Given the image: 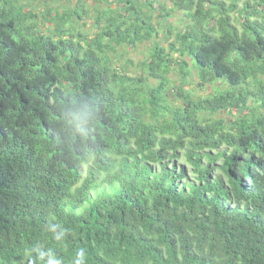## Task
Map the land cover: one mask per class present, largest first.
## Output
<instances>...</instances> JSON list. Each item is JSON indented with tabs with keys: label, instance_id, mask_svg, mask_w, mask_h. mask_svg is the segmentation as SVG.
I'll list each match as a JSON object with an SVG mask.
<instances>
[{
	"label": "trees",
	"instance_id": "trees-1",
	"mask_svg": "<svg viewBox=\"0 0 264 264\" xmlns=\"http://www.w3.org/2000/svg\"><path fill=\"white\" fill-rule=\"evenodd\" d=\"M56 1L0 0V264H264V0Z\"/></svg>",
	"mask_w": 264,
	"mask_h": 264
},
{
	"label": "rangeland",
	"instance_id": "rangeland-1",
	"mask_svg": "<svg viewBox=\"0 0 264 264\" xmlns=\"http://www.w3.org/2000/svg\"><path fill=\"white\" fill-rule=\"evenodd\" d=\"M93 0H88L89 3H91ZM166 1V0H164ZM245 0H240V2H243ZM168 6L170 5L168 2L166 3ZM44 6L48 7V8H55L56 6L60 7V4L56 1V0H34L33 2V8L36 9L38 12L42 11L44 9ZM72 8V7H70ZM181 16L182 14H180L179 12H175L174 16L172 18L169 19L170 23L173 25V27H175L177 30L182 29L185 22H183L181 20ZM83 26L80 25L79 28H81V30L83 32H86L87 35L91 36L93 34V29L91 28V21L89 19L87 20H83L82 23ZM44 27H42L41 29H43ZM174 34L175 32H173V35L170 37V40L174 39ZM165 39H162V45L166 46V42L164 41ZM150 47V43L149 42H145L142 44H139L135 49H127V53L124 54L126 58H129L131 60H133L135 63L141 61L144 59L145 55H146V51L149 49ZM194 76V74H193ZM174 81L176 83L179 82V76H174L173 77ZM189 88V86H187ZM191 87V86H190ZM103 188H105V186H103ZM100 191V189L96 190L95 193H98ZM95 194H93L94 196Z\"/></svg>",
	"mask_w": 264,
	"mask_h": 264
}]
</instances>
